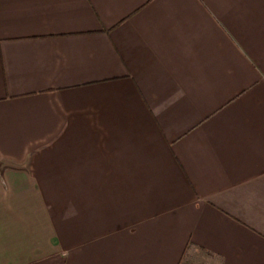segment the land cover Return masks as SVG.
Here are the masks:
<instances>
[{
  "label": "crops",
  "instance_id": "0c3cea01",
  "mask_svg": "<svg viewBox=\"0 0 264 264\" xmlns=\"http://www.w3.org/2000/svg\"><path fill=\"white\" fill-rule=\"evenodd\" d=\"M194 250L264 264V0H0V264Z\"/></svg>",
  "mask_w": 264,
  "mask_h": 264
},
{
  "label": "rangeland",
  "instance_id": "374dc122",
  "mask_svg": "<svg viewBox=\"0 0 264 264\" xmlns=\"http://www.w3.org/2000/svg\"><path fill=\"white\" fill-rule=\"evenodd\" d=\"M191 244L189 243L188 247L185 249V252L188 251ZM181 264H217L212 261L208 256L202 253L200 250H194L191 253L188 252L183 258Z\"/></svg>",
  "mask_w": 264,
  "mask_h": 264
}]
</instances>
